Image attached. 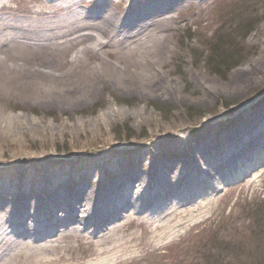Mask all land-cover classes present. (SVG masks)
Wrapping results in <instances>:
<instances>
[{"label": "bare ground", "instance_id": "1", "mask_svg": "<svg viewBox=\"0 0 264 264\" xmlns=\"http://www.w3.org/2000/svg\"><path fill=\"white\" fill-rule=\"evenodd\" d=\"M92 1L41 0V7L32 6L23 16L15 10L1 13L0 93L50 105L60 101L65 110L87 104L105 84L149 93L165 81L161 66L176 3L142 7L129 19L102 0L99 7L86 8L84 3ZM4 8L11 6L0 0V10ZM245 82L254 84L250 78ZM227 123L225 131L207 134L179 161H158L148 151L151 160H142L141 170L108 181L102 175L111 169L104 161L92 186L65 190L47 186L62 167L67 175L62 184L73 186L76 167L70 160L23 154L29 148L18 141L23 134L4 130L0 154L3 147H13L17 165L35 159L49 170L37 179L27 172L20 176L10 157L13 163L0 173V264H123L142 250L135 231L120 234L134 220L146 228V246L165 248L198 222L220 182L248 172L264 153V97ZM37 180L39 192L30 195ZM78 245L88 250L87 260L67 254Z\"/></svg>", "mask_w": 264, "mask_h": 264}, {"label": "rangeland", "instance_id": "2", "mask_svg": "<svg viewBox=\"0 0 264 264\" xmlns=\"http://www.w3.org/2000/svg\"><path fill=\"white\" fill-rule=\"evenodd\" d=\"M1 1L7 2L11 9L0 10V15L15 10L23 16L35 8L32 6L42 5L41 0ZM134 1L101 2L118 16L129 19L142 7L158 8L169 2L178 7L173 13V27L167 32L169 47L161 66L165 81L154 91L120 90L105 84L87 104L65 110L60 108V101L50 105L36 101L37 98L0 93V133L21 132L23 136L18 141L29 147L23 154L32 153L40 160L67 159L76 167L73 186L62 184L67 178L62 174L64 167L55 170L47 186L51 190L73 189L79 185L89 188L104 161L109 162L111 169L103 172L106 181L125 171H139L142 160L146 163L151 160L148 151L158 161H179L193 153L207 134L225 131L230 126L228 120L245 113L264 97V0H245L241 4L245 6L244 12H248L243 16L252 20L245 32L238 29L237 23L231 24V18H226V12L241 0ZM84 5L95 9L100 3L93 0ZM219 28L233 35L222 46L230 55L222 59L210 50L208 42ZM221 51L220 48L217 52ZM222 62L234 67L224 66L220 73L215 72ZM246 78L254 84L243 85ZM12 148L3 147L0 173L13 162L17 165L18 155L13 156ZM260 160H264V153L257 166L248 172L220 182V190L212 193L214 201L200 210L203 214L198 222L165 248L146 246L148 234L144 225L136 220L127 224L120 234L126 236L135 231L142 250L123 264H264V209H259L261 205L264 207V163ZM29 163L17 165V175L27 172L38 178L49 170L46 165H38L35 159ZM37 182L30 195L39 192L36 188L41 184ZM197 206L199 209L202 203ZM84 248L78 245L75 252L67 254L77 260H87L88 250Z\"/></svg>", "mask_w": 264, "mask_h": 264}, {"label": "trees", "instance_id": "3", "mask_svg": "<svg viewBox=\"0 0 264 264\" xmlns=\"http://www.w3.org/2000/svg\"><path fill=\"white\" fill-rule=\"evenodd\" d=\"M244 3H245V0H241L239 5L244 4ZM236 5L237 4H234V8L232 10L226 12V15L228 16L226 18L227 19L231 18L230 19L231 24L237 23L239 25L238 29L243 30V32L248 31L250 25L252 24V20H250L247 17L243 16L244 13H248V12H244L245 11V6L244 5H241V6L237 5L238 7H241L242 11H240L237 7H235ZM238 19L239 20L244 19V20L237 21ZM224 25H225V23L222 24V26H224ZM218 33H219V35H217ZM223 33L224 32H223V30L221 28L217 29V31L213 34V36L208 41L211 44L210 50L212 52H216L215 53L216 56L217 55L221 56L220 59L230 55V51L226 50L222 46H224V44L227 43L226 40H228V41L230 40L231 41L233 39L232 38L233 35L232 34H228L229 32H226L224 34ZM216 38H217V41H215ZM220 48L222 49V51L221 52H217ZM225 63L226 62H222V64L219 67L216 68L217 70H215V72H219L220 73L221 68H224V66H226L227 69H231V68L234 67L233 65H230L229 63H227V65ZM259 209H264V207L261 205L259 207Z\"/></svg>", "mask_w": 264, "mask_h": 264}]
</instances>
